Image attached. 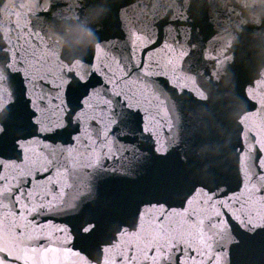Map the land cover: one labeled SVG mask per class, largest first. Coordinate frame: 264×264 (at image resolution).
Here are the masks:
<instances>
[{"label":"water","instance_id":"95a60500","mask_svg":"<svg viewBox=\"0 0 264 264\" xmlns=\"http://www.w3.org/2000/svg\"><path fill=\"white\" fill-rule=\"evenodd\" d=\"M156 4L0 0V67L16 102L0 148L6 178L0 192L19 186L24 193L18 209L12 200L0 202V221L7 217L58 248L47 264H96L101 249V264H120L129 243L158 228L161 217L164 226L185 225L184 239L199 253L181 257L185 264H264L257 179L264 173V0H169L164 12H154ZM79 75L87 87L71 79ZM151 81L157 83L141 94L137 86ZM125 99L140 109L136 122L149 131L109 133L108 153L97 131L103 138L109 108ZM68 108L86 113L79 124L67 122ZM33 111L41 126L61 130L44 139L27 123ZM21 135L31 137L23 152L11 146ZM129 146L135 151L124 150ZM52 148L64 157L71 150L79 174L65 170L63 157L61 166L43 172ZM89 164L106 170L92 174ZM18 210L22 216L12 215ZM217 213L247 217L254 227L232 219L231 230L216 237L210 224ZM189 216L203 224L192 226ZM89 219L101 230L85 245L75 228ZM201 228L213 237L207 245ZM145 255L138 252L136 264H151Z\"/></svg>","mask_w":264,"mask_h":264},{"label":"snow or ice","instance_id":"6c2138e0","mask_svg":"<svg viewBox=\"0 0 264 264\" xmlns=\"http://www.w3.org/2000/svg\"><path fill=\"white\" fill-rule=\"evenodd\" d=\"M169 0H157V4L153 7L154 12H164V10L168 7ZM167 13L164 15L165 20L167 19ZM123 22V21H122ZM139 39V37H137ZM0 51H4L3 48H0ZM13 55H19L18 52L13 53ZM20 61L18 60L17 63ZM8 69L12 68L11 56L9 57V63L6 65ZM138 69H142L143 65H136ZM87 70H85L86 72ZM149 75V73H144V76ZM144 76H138V80H143ZM72 80H76L79 86L87 87L88 80L85 78V75H79V78L72 77ZM9 76L5 73L4 67H0V148L3 147L4 138L9 133L10 121L13 119L16 112V102L15 99L9 100L10 95H14L11 92V84L8 82ZM157 83L156 81H151L144 85V88H139L141 94L145 88L149 87L151 84ZM26 91V89H25ZM115 95H122L121 92L115 93ZM124 95H127L124 93ZM133 96L136 95L135 92L132 93ZM110 104L111 101L106 102ZM64 111V109H61ZM140 109L138 107H133L131 103H129L126 99L123 103L120 101L116 102V106L109 108V115L106 117L104 124V132L103 138L100 136V132L97 131V139L102 148L107 149L108 153L111 152V141L108 139L109 133L112 136H116L117 134L126 135L123 130L127 129L128 132H147L149 129L144 128L141 123H137V117L139 116ZM86 113L81 111L80 113L74 112L71 108L67 109L66 117L67 122L72 123L74 120L77 124L81 121L82 117H84ZM142 121V118H141ZM27 123L34 126L37 131L43 136L44 139H51L52 135H55L61 130V125H47L41 126V122L38 118H36L35 111L31 113L27 117ZM80 137H75V139H79ZM31 137L27 135L16 136L12 141L13 150L19 149L23 152L25 145L30 141ZM96 141H92V144H95ZM47 148L48 145H45ZM89 150H91V145L88 146ZM125 151H135L132 147H128L124 149ZM157 152L161 155L164 154L163 147L157 148ZM51 159L47 161V166L43 168V172L51 173L53 166H61V159L63 157L65 170H72L74 175L79 174L76 169V162L74 160H69L71 156V150H69V156H63V150L59 148H52L50 151ZM107 154V153H106ZM109 158H111L109 156ZM85 167L95 168L96 174L102 172L104 169L103 165H85ZM3 170L2 161H0V171ZM37 172H40V168L36 169ZM6 178L0 176V182H4ZM258 181L261 182V188L258 191H264V173H261L257 177ZM24 193L19 191V186L16 187L15 192L11 188H6L3 192H0V202L4 200H12L14 206L17 207L20 202V197L23 196ZM7 207V205H5ZM44 205L41 204L40 208H43ZM25 209L27 211H34L33 207H28L25 205ZM12 215H23L19 210ZM218 219L214 224H210V227L215 228L217 231L214 234L216 237L222 238L225 234V230H231L230 220L236 219L238 223H240L243 227L251 228L254 227L251 220L245 217L244 220H240L239 217H232L227 213H217ZM226 217V218H220ZM189 220L192 221V226L200 227L203 224V221H197L195 216H189ZM185 225H180L179 227H173L172 225L164 226L163 217L160 218L159 227L153 228L152 232H144L140 233L139 237L134 240L132 243L128 245L129 254L127 257L120 256L118 259L120 260V264H136L137 261V253L144 252L145 260L151 261V264H185V262L181 259V257L185 256L188 253H193L195 255H199L197 250L192 248L191 244L184 239V233L182 229ZM100 224L95 220H85L80 223L76 228L75 232L77 237L85 244H89L92 242L100 232ZM136 229H134L135 231ZM119 233V230H118ZM200 242L203 245H207L209 240L213 239V237H205L203 233V229L198 233ZM46 239L43 240L39 237H34L25 232V226L16 223L15 221H9L7 217H5L4 221H0V264H37V260L39 259L40 264H47V255L50 252H57L59 249L56 247H52L46 243ZM113 239L119 243L118 235L114 236ZM110 246L112 245L111 241H108ZM187 244V247L184 245ZM81 251L85 252L86 257L91 259V254L87 252L86 249H81ZM105 249L100 250V254L95 258L96 264H101V258L103 257ZM79 254V253H77ZM194 258V257H193ZM104 264H108V261H104Z\"/></svg>","mask_w":264,"mask_h":264}]
</instances>
